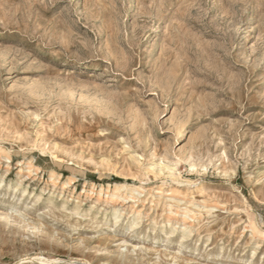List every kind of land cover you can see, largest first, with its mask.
Wrapping results in <instances>:
<instances>
[{
	"label": "rangeland",
	"instance_id": "obj_1",
	"mask_svg": "<svg viewBox=\"0 0 264 264\" xmlns=\"http://www.w3.org/2000/svg\"><path fill=\"white\" fill-rule=\"evenodd\" d=\"M1 149L0 264H264V0H0Z\"/></svg>",
	"mask_w": 264,
	"mask_h": 264
},
{
	"label": "bare ground",
	"instance_id": "obj_2",
	"mask_svg": "<svg viewBox=\"0 0 264 264\" xmlns=\"http://www.w3.org/2000/svg\"><path fill=\"white\" fill-rule=\"evenodd\" d=\"M0 153H2V149H1V152ZM8 161H9V159L8 158H6ZM22 166V165H21ZM20 166V167H21ZM22 170H19V173L21 172ZM50 181L52 182L51 184V186L53 187V188H55V187H57L56 185L59 183V177L58 176H56V174L55 173H52L51 174V177H50ZM69 183V182H68ZM68 183H66V185H68ZM123 188V187H122ZM64 189V188H63ZM23 194H25V191H21ZM116 194V193H115ZM115 218V217H114ZM118 219V218H117ZM116 220V219H115ZM117 223V221L115 222V224Z\"/></svg>",
	"mask_w": 264,
	"mask_h": 264
}]
</instances>
